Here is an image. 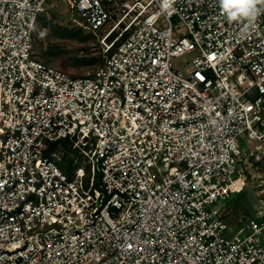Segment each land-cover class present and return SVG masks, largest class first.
<instances>
[{
	"label": "built area",
	"instance_id": "obj_1",
	"mask_svg": "<svg viewBox=\"0 0 264 264\" xmlns=\"http://www.w3.org/2000/svg\"><path fill=\"white\" fill-rule=\"evenodd\" d=\"M47 2L0 0V264H264V181L248 231L216 205L264 180V10L68 0L103 50L71 77L33 55Z\"/></svg>",
	"mask_w": 264,
	"mask_h": 264
},
{
	"label": "rangeland",
	"instance_id": "obj_2",
	"mask_svg": "<svg viewBox=\"0 0 264 264\" xmlns=\"http://www.w3.org/2000/svg\"><path fill=\"white\" fill-rule=\"evenodd\" d=\"M37 25L33 55L41 61L68 73L71 77L88 76L101 65L103 61L101 35L87 32L76 21L68 0H48ZM178 32H182V29ZM196 54L195 51L172 58L173 70L187 75L191 60ZM240 143L244 146L245 140L240 139ZM60 149L64 150L65 154H76V157L79 155L72 146L62 145ZM68 158H65L60 166L69 174L72 167H67L70 163ZM241 171L243 184L232 189L227 197L216 204L225 213L228 234H234L241 227L248 231L251 223L258 220L255 209L263 195L262 188L258 186L264 180L257 175L262 174V169L258 165L250 168L248 165H242Z\"/></svg>",
	"mask_w": 264,
	"mask_h": 264
},
{
	"label": "clouds",
	"instance_id": "obj_3",
	"mask_svg": "<svg viewBox=\"0 0 264 264\" xmlns=\"http://www.w3.org/2000/svg\"><path fill=\"white\" fill-rule=\"evenodd\" d=\"M172 0H164L166 7H170ZM264 0H218V6L222 15L229 21L247 20L249 24L254 22L261 13Z\"/></svg>",
	"mask_w": 264,
	"mask_h": 264
},
{
	"label": "trees",
	"instance_id": "obj_4",
	"mask_svg": "<svg viewBox=\"0 0 264 264\" xmlns=\"http://www.w3.org/2000/svg\"><path fill=\"white\" fill-rule=\"evenodd\" d=\"M38 22H39V21H38ZM37 29H38V25H37V27H36V29H35L34 40H35V34H36ZM62 145H63V146H66L67 144H66L65 141H64V142H62ZM57 149H60V146H58L57 143H54V144H52V145L50 146V149H49V150H57ZM67 157H69V158H68V161L70 162V163L68 164L67 167H69V166L72 167V162H73V160L75 159L76 154L69 155V153H67V154H65V158H67ZM97 187H98V185H97Z\"/></svg>",
	"mask_w": 264,
	"mask_h": 264
}]
</instances>
